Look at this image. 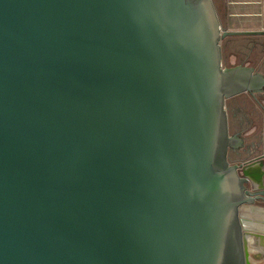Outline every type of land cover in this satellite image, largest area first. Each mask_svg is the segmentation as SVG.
<instances>
[{"label":"water","instance_id":"95a60500","mask_svg":"<svg viewBox=\"0 0 264 264\" xmlns=\"http://www.w3.org/2000/svg\"><path fill=\"white\" fill-rule=\"evenodd\" d=\"M250 33L213 0H0V264H250L227 101L264 74L221 47Z\"/></svg>","mask_w":264,"mask_h":264},{"label":"rangeland","instance_id":"374dc122","mask_svg":"<svg viewBox=\"0 0 264 264\" xmlns=\"http://www.w3.org/2000/svg\"><path fill=\"white\" fill-rule=\"evenodd\" d=\"M223 27L229 31L253 32L225 36L221 40L223 65L232 67L245 65L254 67L257 72L264 74V0H213ZM259 102L264 107V93H255ZM237 106L240 110L234 115L228 107ZM229 124L233 129L247 127L250 121L258 126L248 128L250 138L257 141L259 146L253 153H260L264 149V110L250 93H243L227 101ZM247 133L244 132L245 136ZM240 157L245 159L246 153L237 156L234 152L230 158ZM247 208L243 207L242 215ZM252 224L257 226L258 217H249ZM246 219V218H245ZM253 219V220H252ZM257 235V234H256Z\"/></svg>","mask_w":264,"mask_h":264},{"label":"crops","instance_id":"0c3cea01","mask_svg":"<svg viewBox=\"0 0 264 264\" xmlns=\"http://www.w3.org/2000/svg\"><path fill=\"white\" fill-rule=\"evenodd\" d=\"M263 93H264V90L261 91V92H258L259 95H261V94L263 95ZM236 97H237V96H236ZM233 98H234V97H233ZM259 105H260L261 108L264 110L263 105H262L261 103H260ZM236 107H237V106L234 105L232 108H231V107H228V108H229V110H231V111L233 112V114H234V110H235ZM228 115H229V113H228ZM263 123H264V122H263ZM249 124H250V125L247 126V127H245V128H243V127L241 128V127L236 126L237 128H236V129H233V130H232V127H231L230 124H229L230 133H231L232 135H233V134H239V136L243 139V145H244V142H245V144H246L247 147L249 148L248 151H245V153H246V158H245V159H243V158L240 159V157H236V158H232V159L230 158V159H231L233 162H243V163H245V162H247V161L249 160V158H256V157H258L257 160H259V161H258L257 163H254V164H253L252 169H254V170L257 171V172H264V166H261V165L259 164V162H261L262 159L264 158V149H263V151H261L260 153H256V154H254V153H253V150H254L255 148H257V147L259 146V144L257 143V141L251 139L252 137L248 135V133H249L248 128H250V127H252V126H258V123H254V122L250 121ZM246 131H247V133H246V135L244 136L243 133L246 132ZM250 137H251V138H250ZM262 140L264 141V138H263ZM241 148H243V146H242ZM241 148H240L239 150H241ZM259 158H261V159H259ZM245 222L250 223V222H252V221H251L250 218H248V219H246Z\"/></svg>","mask_w":264,"mask_h":264},{"label":"bare ground","instance_id":"6f19581e","mask_svg":"<svg viewBox=\"0 0 264 264\" xmlns=\"http://www.w3.org/2000/svg\"><path fill=\"white\" fill-rule=\"evenodd\" d=\"M253 215H255L256 217H258V221H257V226H253L250 225L252 224V222L248 223L245 222V229L249 232H253L254 234H257L259 243L261 241V243L264 245V216L260 213H254L252 211H250L249 209L246 210V212L242 215L244 218L248 219L249 217L253 218ZM253 220V219H252ZM254 224V222H253ZM261 236V237H260ZM255 237L254 236H248L247 238V252L251 251V254L249 255V262L250 264H264L263 261V255H261V257L259 259L261 260H256V258L253 257L254 254H259L262 248H258L255 247L252 243L255 241ZM262 262V263H261Z\"/></svg>","mask_w":264,"mask_h":264},{"label":"flooded vegetation","instance_id":"af4514ba","mask_svg":"<svg viewBox=\"0 0 264 264\" xmlns=\"http://www.w3.org/2000/svg\"><path fill=\"white\" fill-rule=\"evenodd\" d=\"M253 97L256 99V101H257V103L258 104H260V102H259V100H258V98L255 96V95H253ZM240 110L241 109H239L238 107H236L235 108V110H234V115H238V112H240ZM249 150V148L247 147V145L245 144V142H244V145H243V148H241V150H232L230 153H229V157H230V155L234 152L237 156H240V155H242L243 153H245V151H248ZM257 158L258 157H256V158H249V160L247 161V162H250V163H257L259 160H257ZM259 159H261V158H259ZM262 161L264 162V158L262 159ZM261 161V162H262ZM246 163V162H245ZM259 164H260V162H259ZM254 170V169H253ZM254 172H257V171H255L254 170ZM250 185H252V183L250 184ZM258 205L259 206H261V207H263L264 208V202H260V203H258ZM263 246V245H262ZM257 255H259V258L261 257V255H263L264 256V246H263V248L261 249V251H260V253L259 254H257ZM263 259V263H264V257L262 258Z\"/></svg>","mask_w":264,"mask_h":264},{"label":"built area","instance_id":"2783aa9c","mask_svg":"<svg viewBox=\"0 0 264 264\" xmlns=\"http://www.w3.org/2000/svg\"><path fill=\"white\" fill-rule=\"evenodd\" d=\"M250 186H251L250 188L252 189V185H250ZM255 258H256V260H261V259H259V255H256V254H255Z\"/></svg>","mask_w":264,"mask_h":264}]
</instances>
